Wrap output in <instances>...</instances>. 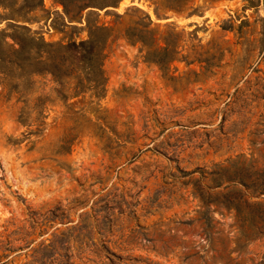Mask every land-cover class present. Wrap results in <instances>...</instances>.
I'll use <instances>...</instances> for the list:
<instances>
[{"label":"rangeland","instance_id":"1","mask_svg":"<svg viewBox=\"0 0 264 264\" xmlns=\"http://www.w3.org/2000/svg\"><path fill=\"white\" fill-rule=\"evenodd\" d=\"M92 24L101 100L38 74L23 124L0 84V264H264V191L229 179L264 171V0H0V63Z\"/></svg>","mask_w":264,"mask_h":264},{"label":"trees","instance_id":"2","mask_svg":"<svg viewBox=\"0 0 264 264\" xmlns=\"http://www.w3.org/2000/svg\"><path fill=\"white\" fill-rule=\"evenodd\" d=\"M184 1L186 0H174V8H182ZM110 37V29L97 24L89 26V38L80 42L48 43L27 34L18 36V48L13 51V57L7 61L2 58L3 63H0V84L9 79L10 87L19 94L20 101L24 103L19 121L27 124L29 120V87L32 77L38 74H51L54 77L66 107L72 99L81 95L90 94L91 97L101 100L107 91V78L102 66L105 46ZM71 141L69 136L64 137L62 151L70 150L68 143ZM229 179L239 180L249 189L259 188L264 191V182L260 184L261 179L264 181V171L254 172L251 176L237 174L229 176ZM228 205L241 213L240 202L235 200ZM210 227L208 224V229Z\"/></svg>","mask_w":264,"mask_h":264}]
</instances>
